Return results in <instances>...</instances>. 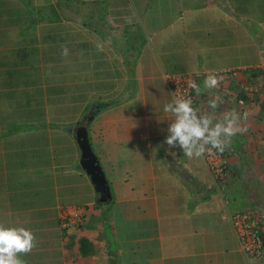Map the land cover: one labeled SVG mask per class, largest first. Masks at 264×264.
I'll use <instances>...</instances> for the list:
<instances>
[{"label":"crops","instance_id":"obj_1","mask_svg":"<svg viewBox=\"0 0 264 264\" xmlns=\"http://www.w3.org/2000/svg\"><path fill=\"white\" fill-rule=\"evenodd\" d=\"M199 1L206 2L0 0V223L34 232L35 247L20 254L24 264H264V256L248 259L244 254L229 219L231 213L247 208L264 211V83L260 82H264V65H251L255 78L248 76L250 66L243 60L232 65L212 58L204 60V49L223 53L233 49L234 42L209 44V34L216 27L213 22L223 14L213 15L212 22L207 13L214 9L204 12ZM234 1L242 20H252L256 9H264V0ZM38 28L42 31L36 33ZM199 32L207 35L202 41ZM174 34L193 35L194 45H202L201 54L193 53L185 35L178 39ZM170 35V42L182 52L169 49L167 58L161 60L156 45ZM99 43L110 51H131L124 67L128 73L114 71L112 63L99 59L106 58V53L95 46ZM10 46L16 56L13 59L1 53ZM45 46H49L50 56L45 59L49 64L60 63L63 47H78L73 50L77 56L64 64L76 65L81 75L76 78L78 82L72 80L70 87L63 88L58 76L61 72L57 71L58 77L51 84L58 88L42 93L54 105L62 104L59 98L64 93L74 90L81 95L77 103L84 105L83 119L65 127L68 138L64 133L54 138L51 132L46 138L44 113L31 107L30 99L38 100L35 95L22 94L15 103L14 91L27 78V71L21 67H38L45 57L38 59L34 53L44 51ZM25 51L26 61H20ZM224 69L243 71L220 90L200 87L197 92L199 110L202 115H211L213 124L222 122L232 109L243 117L241 131L225 148L233 180L222 188L215 184L201 156L188 157L178 144L165 142L175 116L166 113L164 106L175 100L166 75ZM93 81L104 86L93 87L95 93L88 94L87 86ZM238 81L259 87L258 94L244 96V105L236 100ZM80 82L87 85L84 94L79 90L78 84L83 86ZM211 100L216 101L215 108ZM13 107L18 109L16 117ZM94 109L96 115L89 122L88 133L108 174L114 202L111 224L106 209L98 206L97 195L94 200L96 191L90 177L76 168L81 150L75 131L88 123L89 112ZM40 129L41 137L30 132ZM74 174H78L77 180L81 176L79 185L84 190L68 194L78 183L62 179ZM47 194L53 200L47 199ZM87 207L96 208L91 222L64 232L61 211ZM108 228L115 241L106 236ZM83 239L88 243L86 254Z\"/></svg>","mask_w":264,"mask_h":264},{"label":"rangeland","instance_id":"obj_2","mask_svg":"<svg viewBox=\"0 0 264 264\" xmlns=\"http://www.w3.org/2000/svg\"><path fill=\"white\" fill-rule=\"evenodd\" d=\"M201 4H204L201 6V8H204L203 11H211L209 9H214V11H211L209 13H207V15L209 17H213L212 19H210L212 22L215 20V16L219 17V15L223 14V16H221V18L219 17L217 21V23L214 21L213 24L216 25L215 28H213L211 31L213 33L209 34L210 39L208 40V42H210L209 44H215V43H219L218 41H224V44H228L230 43V45H232V41L234 42V48L231 50H226V51H222L220 49H218V51L216 50H203V53L206 55L201 54V44L199 42V45H194V40H193V35L191 34H174L170 35L169 38H167L164 42L160 43L157 46V52L160 55L161 60L166 59L167 57H165V55L167 56V54L169 53V49L176 51L177 49H181L182 52V48H180L177 44H175V42H170L172 36L174 38H178V39H182V37L187 38V42H191V44L193 45V53H199L201 54V56L203 57L204 60H206L207 58H212L214 60H217L218 62H220L221 64H225V65H232L234 64L235 61H241L243 60L244 62L248 63V66H250L246 72L248 74V76H252L256 78V70H253V68L251 67V65L260 63L261 65H264V26L263 21H264V17H262L261 15H264V9H262V7L260 6L259 10L256 9V11H254V17L251 20L246 19V20H242L241 19V11L239 10V5L237 2H232V0H222V1H218V0H206V2H200ZM251 3V2H248ZM216 9V10H215ZM229 10V12H228ZM234 12V15H233ZM206 14V13H205ZM228 14V15H226ZM232 14V16L230 15ZM236 14L238 16H236ZM212 15V16H211ZM215 15V16H213ZM260 15V16H259ZM199 20H203V19H199ZM218 30H217V29ZM39 30L42 31V29L38 28L36 33L39 32ZM214 31H216L217 33H215ZM191 32V31H190ZM144 36V35H143ZM198 36L200 37L201 41L203 39V37L206 38V34L205 33H201L199 32ZM102 41V40H101ZM105 44V42H102ZM104 44H97L95 46L98 47V51L100 53H102L104 55V53H106V58L105 57H100L99 59H105L106 62H110L114 65V71H118V69H120L121 72H126L127 70H125L124 67L127 66V62L126 61L127 57L129 58V54L131 53V51H129L128 49H124V50H115V51H110L104 48ZM19 44H17L16 46H18ZM188 45V44H187ZM46 48L44 49V51H38V53H34V55L38 56V59L40 56L43 55V57H45L44 59H42V61L40 62L38 67H21V69H25L24 72H26L27 74V78L24 81L23 84H21V86L14 91L15 93V103H16V99H20V95H25V94H33L35 95L34 97H38V100L35 99H30L31 100V107H33L34 110H36L35 108H38V110L43 111L44 116H45V120H46V138L49 137L50 135H52V137L57 138L59 133H64L63 131H65V127H67L70 124H73L75 121L77 120H82L83 119V115L82 112L84 110V105H79L78 102V98L81 97V95H77L76 92L73 90V92H67L64 93V95L59 98L62 102V104L59 105H54L53 101H49L48 98L46 99L42 97V93L46 90V93L48 92H54L55 88H58V86H54L53 84H51V81H54L58 76L60 78H62L61 81H63V88H66L67 86L70 87L72 82H78L79 79H76L77 77H79V70L76 67V65H71V64H67L66 66H64L65 63L67 62H71L70 60H72L75 56H77L78 53L74 52L73 50L78 48L76 46H72L71 49L68 48L67 50V54H65V48L63 47L61 49V54L58 57L60 60V63L56 64H49L45 62V59H49L47 57H49V46H45ZM13 48V46H10V49L7 50H1V53H5V56H10L11 59L15 58V54H11V49ZM30 52V51H28ZM44 52V53H43ZM112 52V53H111ZM164 53V54H163ZM17 54V53H16ZM31 54V53H30ZM126 54V57L124 58V55ZM26 55H27V51H25V55L22 57L20 56V61H26ZM18 56V55H17ZM41 59V58H40ZM65 61H64V60ZM102 61V60H100ZM126 61V64L124 63ZM75 62V60L73 61ZM130 63V62H129ZM59 69V70H57ZM263 69V73H264V68ZM57 71H60L61 73L56 76L55 73H57ZM118 73V72H117ZM128 73V71H127ZM77 75V76H76ZM85 75V74H83ZM81 77V75H80ZM79 77V78H80ZM84 77V76H82ZM91 77V76H90ZM73 80V81H72ZM70 81H72L70 83ZM264 81V80H263ZM261 83L262 80L260 81ZM82 84V82H80ZM93 84L91 85V83L87 86L85 84H82L83 86H79V90L80 92L83 93V91L85 90L84 86H87L88 89V94L91 93V91H93V87H102L104 86V84L102 83H97L95 84V81L92 82ZM121 85L124 86L123 82H119ZM51 84V85H50ZM108 84H112V83H107ZM77 86V84H75ZM54 86V87H53ZM44 89L42 91V88ZM50 87H53L52 89H50ZM84 87V88H83ZM39 89V91H38ZM29 91V92H28ZM69 91V90H68ZM95 93V91H93ZM84 94V93H83ZM93 99L98 100L96 97H93ZM115 99V98H114ZM40 100V102L38 103V101ZM65 100V102H64ZM84 100V99H82ZM95 100V101H96ZM109 100H112L111 98H109ZM53 104V105H52ZM80 106V107H79ZM4 110V108H1ZM13 111H14V116H17V111L18 109L16 107H13ZM35 115V113H33ZM54 121V122H53ZM36 125H38L36 123ZM49 125V127H48ZM32 126V125H31ZM31 134L35 133L34 136L37 137H41L42 135V130H31L30 131ZM49 132H51V134L49 135ZM69 136H71L70 134H68ZM63 137H67L66 134H63ZM104 169V168H103ZM73 173V172H71ZM78 174H74V175H69L64 177L62 180L63 181H72L75 182L77 181L78 185H76V188H74L73 190H68V194H78L80 192H82L84 190V187L82 185H79L80 181H81V176H78V180L75 179L76 176ZM108 176V174H107ZM226 187V186H225ZM224 188V187H222ZM47 199L50 198V201L53 200L52 195L51 194H47L45 195ZM43 197V196H42ZM94 200L96 201V194L94 197ZM115 200V199H114ZM114 202H108V203H104V204H99V208L101 209H106L105 213L107 214V218H108V223L111 224V217H110V210L111 207L113 205ZM95 203V207H98ZM91 207H87L86 210V218L84 219V221L81 223H77L74 227H70V228H62L64 232H68L70 229L74 228V229H81L83 226H86L87 224H89L91 222V217L93 215V213L95 212L94 210L90 209ZM248 209V208H247ZM251 210L254 211H261L260 208H252ZM96 213V212H95ZM110 214V215H109ZM61 226V224H60ZM121 228H125V226H122ZM134 230V229H133ZM109 228L108 231H106V236L109 237V239H112L115 241L113 235L111 234V232L109 233ZM122 231L125 233V229H122ZM64 235H66V233H64Z\"/></svg>","mask_w":264,"mask_h":264},{"label":"clouds","instance_id":"obj_3","mask_svg":"<svg viewBox=\"0 0 264 264\" xmlns=\"http://www.w3.org/2000/svg\"><path fill=\"white\" fill-rule=\"evenodd\" d=\"M221 79L222 77L210 74L203 82L204 87L215 88ZM190 87L197 92L201 91L195 81L190 82ZM209 103L213 108L216 107L215 100ZM164 111L175 116L165 142L169 146L178 144L188 157H200L213 150L223 152L231 138L241 131L243 117L235 109L230 110L222 122L215 124L211 115L199 114V109L193 106L191 98H176L164 106ZM35 244L36 236L30 228L0 223V264H24L20 254L30 252Z\"/></svg>","mask_w":264,"mask_h":264},{"label":"built area","instance_id":"obj_4","mask_svg":"<svg viewBox=\"0 0 264 264\" xmlns=\"http://www.w3.org/2000/svg\"><path fill=\"white\" fill-rule=\"evenodd\" d=\"M243 69L205 70L192 73L166 75L169 88L176 98H191L193 106L199 109L197 91L190 87V82L195 81L200 87H204V80L210 74L222 77L215 88L208 90H220L227 82L237 80ZM239 94L237 101L244 105V96L259 93V87L253 82H237ZM199 114H201L199 110ZM202 115V114H201ZM228 151L205 152L201 157L208 166L214 182L218 187L229 185L233 178L229 167ZM86 218V209L66 208L61 211L60 224L62 228L74 227L82 223ZM229 219L233 230L239 240L241 249L248 259H258L264 256V244L262 239L264 227V211L244 209L231 213Z\"/></svg>","mask_w":264,"mask_h":264},{"label":"water","instance_id":"obj_5","mask_svg":"<svg viewBox=\"0 0 264 264\" xmlns=\"http://www.w3.org/2000/svg\"><path fill=\"white\" fill-rule=\"evenodd\" d=\"M99 107L100 106H97L95 109H99ZM95 109L89 112L88 123L78 128L75 133L76 140L81 150V159L76 168L85 172L90 177L96 191L98 202L104 204L111 202L113 200V195L106 173L89 139V122H91L96 115ZM69 131L72 132L73 129L70 128Z\"/></svg>","mask_w":264,"mask_h":264},{"label":"trees","instance_id":"obj_6","mask_svg":"<svg viewBox=\"0 0 264 264\" xmlns=\"http://www.w3.org/2000/svg\"><path fill=\"white\" fill-rule=\"evenodd\" d=\"M50 94L53 95V93H50ZM262 239H263V244H264V237H263V234H262ZM85 247H88V243H87V241H86L85 239H83V240H82V251H83L84 254H86V252H85Z\"/></svg>","mask_w":264,"mask_h":264},{"label":"flooded vegetation","instance_id":"obj_7","mask_svg":"<svg viewBox=\"0 0 264 264\" xmlns=\"http://www.w3.org/2000/svg\"><path fill=\"white\" fill-rule=\"evenodd\" d=\"M78 128H80V127H78ZM78 128H77V129H78ZM77 129H76V130H77ZM75 133H76V131H75Z\"/></svg>","mask_w":264,"mask_h":264}]
</instances>
